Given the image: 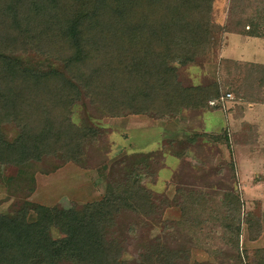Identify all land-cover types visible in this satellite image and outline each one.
Instances as JSON below:
<instances>
[{
  "label": "trees",
  "instance_id": "obj_1",
  "mask_svg": "<svg viewBox=\"0 0 264 264\" xmlns=\"http://www.w3.org/2000/svg\"><path fill=\"white\" fill-rule=\"evenodd\" d=\"M212 3L0 0V123L8 118L20 129L12 144L0 140V160L26 165L50 156L63 163H79L85 141L96 137L98 130L76 127L60 117L65 95L77 88L111 117L151 114L169 119L184 111L215 110L218 106L210 103L223 98L218 83L184 87L178 80V67L207 58L217 43ZM20 39L57 57L67 76L55 72L29 75L13 57ZM180 194V201L175 202L181 210L179 223L197 228L212 221L232 250L234 264H246V250L242 255L239 246L241 224L247 225L249 241L256 239L262 225L254 216H241L239 196L225 193L214 214L209 213V221L200 219L205 213L199 216L203 206L211 210L205 206L206 199ZM27 207L15 216L0 215V264H57L60 259L74 264H119L120 254L101 245L95 236L101 217L114 216L124 207L140 216L155 209L151 194L131 173L120 183L107 185L96 205L73 208L66 214L68 229L60 238L41 236L27 222L30 208L38 223H51L50 209ZM146 250L141 258L149 262L169 263L180 258L161 241Z\"/></svg>",
  "mask_w": 264,
  "mask_h": 264
},
{
  "label": "rangeland",
  "instance_id": "obj_2",
  "mask_svg": "<svg viewBox=\"0 0 264 264\" xmlns=\"http://www.w3.org/2000/svg\"><path fill=\"white\" fill-rule=\"evenodd\" d=\"M211 22L217 29L216 45L207 58L178 67V80L184 87L218 83L223 98L210 103L218 106L215 110L184 111L169 119L151 114L111 117L81 88L68 91L60 117L98 130L96 137L85 141L79 163L50 156L26 165L0 160V215L15 216L28 205L50 209L51 223H38L30 208L27 222L41 236L60 238L68 229L66 214L96 205L107 185L131 173L151 194L155 209L140 216L124 207L101 217L95 236L120 254L119 264H234L232 250L212 221L197 228L179 223L181 210L175 202L180 192L206 199L211 210L203 206L199 216L205 213L200 219L209 221L225 193L239 196L241 216H254L262 225L249 241L247 225L241 224L240 252L246 250V264H264V0H213ZM17 41L21 46L13 57L29 75L67 76L57 57ZM243 42L255 54L245 52L239 45ZM7 120L0 123V140L10 145L20 129ZM157 241L180 258L169 263L141 258ZM57 264L74 263L60 259Z\"/></svg>",
  "mask_w": 264,
  "mask_h": 264
},
{
  "label": "flooded vegetation",
  "instance_id": "obj_3",
  "mask_svg": "<svg viewBox=\"0 0 264 264\" xmlns=\"http://www.w3.org/2000/svg\"><path fill=\"white\" fill-rule=\"evenodd\" d=\"M241 44V45H240ZM239 45H240V47H242L243 48V50L245 51V52H247V53H249V52H251V49H250V47L248 48V42H243V43H239ZM251 53H254L253 51L251 52ZM257 53H259V52H257ZM256 53V54H257ZM250 54V53H249ZM255 54V53H254ZM262 55H263V53H261ZM261 253H263V256H262V258L264 259V248L261 250Z\"/></svg>",
  "mask_w": 264,
  "mask_h": 264
}]
</instances>
